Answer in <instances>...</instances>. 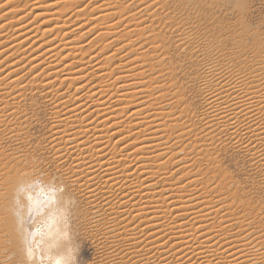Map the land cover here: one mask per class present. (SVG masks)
Listing matches in <instances>:
<instances>
[{
	"label": "bare ground",
	"instance_id": "6f19581e",
	"mask_svg": "<svg viewBox=\"0 0 264 264\" xmlns=\"http://www.w3.org/2000/svg\"><path fill=\"white\" fill-rule=\"evenodd\" d=\"M207 2L0 0V139L34 123L42 100L60 173L13 171L0 141V264L69 261L65 211L74 233L105 247L102 264H264L262 217L233 212L234 191L203 186L196 165L233 149L264 188V34L248 44L247 30L204 29ZM165 46L182 89L158 80Z\"/></svg>",
	"mask_w": 264,
	"mask_h": 264
},
{
	"label": "rangeland",
	"instance_id": "374dc122",
	"mask_svg": "<svg viewBox=\"0 0 264 264\" xmlns=\"http://www.w3.org/2000/svg\"><path fill=\"white\" fill-rule=\"evenodd\" d=\"M206 1H208L207 3L213 4L214 14L211 17V20L210 19L207 20V19L202 18V20H201L202 24L201 25H202V27H204V29H206L208 27V25H210V23L213 22L214 24L219 25L218 31H221V29H224V31L226 33L231 32V30H237V31L238 30L240 31L242 29H243V31L247 30L250 34L248 37H244V40L248 44L253 40V38H252L253 34H256V33L264 34V0H219V1L218 0H216V1L215 0H206ZM89 8H91V6L88 7V10H89ZM160 11H161V13H160ZM160 11H159V13H157V15L159 14V16H154L153 20H156V18H158L161 21L162 18H160V17L162 16V14L164 15V13L166 11H164V10H163L164 12L162 10H160ZM168 19H169V22H168ZM164 20L170 24L169 25L170 30H172L173 25H171V23H172L170 21L171 18H169V17L166 19L163 18L162 22ZM156 21H154V23H155L154 28H156V29L159 28L160 30L163 29L164 33H165L168 30V28H166V27L162 28V26H161V25H163V24H161L162 22L157 24ZM165 21H164V23H165ZM85 37H87V36H85ZM227 46L229 48L231 46V42H228ZM164 48L166 49V46L163 47L162 51L164 50ZM169 48H171V47H169ZM172 50L173 49H171V50L167 49L166 53H165V50L163 51L165 53V55H161V57L166 56V58L161 59L162 62L160 61L161 63L159 65L157 64V67L155 70H159V71L162 70L161 71L162 73L168 72V73L163 74V75L161 73V75L164 76V77L161 76L162 79H161V77H160V79L158 78V80H161V81L163 80V82H161V83L167 82L164 84L168 86V84H170L172 82L171 80H174L172 82V84L177 82L176 84L178 86L176 88L182 89L181 80H182V83L184 81H185L184 82L185 84H188V83L186 82L187 81L186 79H181L179 76L180 75L179 73H181L182 67L180 65H178V62H176L177 64L174 63L176 60L174 58H175V56L178 55V52H176L174 50L172 51ZM168 56H169V58H171V57L173 58V59L171 58L172 59L171 62H170V59L168 58ZM163 60H166V61L164 62ZM162 65H164V66L167 65V66L164 67ZM177 65L180 66L179 69H177L178 68ZM158 66L159 67L161 66V67L158 68ZM163 67L164 68L167 67L166 69H164L165 71L162 69ZM174 68H175V70L178 71V73L174 70ZM187 71H188V68H187ZM169 72L171 73V75L169 74ZM172 73L173 74L177 73V75L179 77L173 75ZM153 75H156V73H154ZM156 76H158V74ZM168 76H169V78L167 79ZM170 76H172V78H170ZM189 76L191 77V75H189ZM173 78H175V79H173ZM176 79L179 81H177ZM168 82H170V83H168ZM184 83H183V86H184ZM176 84H175V86H176ZM175 86L173 88H175ZM183 92H185V90H183ZM185 93H186L185 96L187 97L188 96L187 92H185ZM40 103H41V105H40ZM44 104L45 103L42 102V100H40V102L37 106L36 112L38 111V114H37V120L38 121L36 120L34 123L32 122L31 124L28 125L29 127H27V125L22 126L23 127L22 129L26 130V131L24 130L26 133L23 132L24 135L21 132L22 129L17 130L16 134H15V132L14 133L12 132L13 134H11V135H13V136H10V134H6L7 136L4 135L6 139L3 136V142L1 141L2 138L0 139V141L3 143V144L1 143L2 145L1 144L0 145L3 146L2 148H4V152L6 153V155H7V152H9V151H10V153L13 152L12 155L13 154L16 155L17 153H19L18 156L16 155L17 157L11 156L12 159L9 158L10 153H8L7 157H5L6 161H7V159L9 160V162L7 161V165H9L7 167L10 168L12 164H14V165L16 164L15 165L16 169L13 168L14 165H12V167H11L13 169V171L18 170V172L21 174H26V173H28L27 171H30L31 175L36 173L35 175H33V177H37L39 179L45 178V176L48 175L49 178H51L55 181L57 178L56 174H60V173H58V171L55 169L54 163L52 161H50V159H49V156L51 153V147L49 146L50 145L49 142H47L48 140H47L46 136H47V132H48V128H49L48 125H49V122L51 120V114H50L51 110H50V107H48L49 105H47V104L44 105ZM29 112H30V110H29ZM27 132H28V134H27ZM19 134H22L21 137H19L20 136ZM8 136H9V138H8ZM44 139H45V141H44ZM14 140H16V141H14ZM18 140H20V142H23V141L24 142L20 143ZM11 142H13V143L15 142V144L17 143L20 145L19 146L16 144L17 147L19 146L18 148L16 147L18 150L15 151V145L13 143L11 144ZM4 144L6 145V147H4L5 146ZM190 144H192V140H191ZM19 149H20V151H19ZM216 151H218V152H216ZM24 153H26V154H24ZM22 154H23V156H22ZM215 154L216 155L219 154L220 156L219 155L216 156ZM211 156H212V160L211 159L210 160H206V159L204 160V155H201V154L199 156H197L198 157L197 159H199L200 157H201V159L197 160L198 162L196 165L200 166L201 171L206 169V170L202 171V173H204V175H202V177L204 179H205V177H209V178H206V180L203 179V181H205V182H203V186L205 184H209L211 186V184H210V180H211L214 182V183L211 182L212 185L213 184H215V186L217 185L216 187L218 189L215 187L216 191L219 190V192H220V190H221L223 192H226V190L228 188H229V190L233 189L232 191L231 190L230 191L227 190V191H229V192L234 191L235 194L233 195V193H232V197L233 196L236 198L239 197L241 200L239 198L234 199V197H233V200L235 201L234 202L232 200V198L230 197L231 195H228V193H226L227 196L226 195H224L225 197L223 196L224 200L226 199L225 201L223 200V204L225 203L224 206H228L230 199H231L232 200L231 202H233V203H231L230 204L231 206L229 205V207H230V209L234 208L233 212H239L238 214L244 215L247 217L248 216H253V217L255 216V218H256L257 216L258 217L261 216L262 221H264L263 220V218H264V188L263 187L260 188L259 182H258L259 178H258L256 172L253 170V168H251L250 164H248L249 162L246 160V158H244L240 153H238V152H236L230 148H226L223 150L217 149L211 154ZM215 156H216V158L218 157L217 159L220 161L217 160L218 161L217 162L216 160H214V159H216ZM16 158L17 159L21 158L19 160V161H21V164L19 163V161H17ZM15 159H16V161H15ZM10 160H11V162L14 160L13 163H11ZM201 160H202V162L204 161L203 163L206 164V166L209 165L210 168L209 167L206 168V166L202 162H200ZM14 162H16V163H14ZM215 163H217V164H215ZM18 164H20V165H18ZM214 164H215V166H214ZM21 165H23L22 170L24 173L21 172V169H20ZM24 165H26L28 169L32 168L31 169L32 171L26 169V166L24 168ZM29 166H32V167H29ZM201 167H203L204 169ZM214 168L216 170L215 172L213 171ZM12 169L7 168V170H9L11 173H13ZM33 169L35 172H33ZM219 169H221V170H219ZM208 174L211 176H206ZM214 174L216 175V180H215ZM200 176L198 177L199 179L201 178ZM212 178L215 181L212 180ZM59 191L60 192L62 191V187L59 188ZM236 193H237V195H236ZM40 199H45V198H44V196H40ZM241 201H243V202L241 203ZM246 201L248 203H245ZM226 202H227V204H226ZM240 204H242V205H240ZM245 205L247 206V209H246L247 212L244 208ZM259 207H260V209H259ZM242 211H244V213ZM251 214H253V215H251ZM63 221L65 222V227L67 229V233L65 234L64 237H66L67 245L69 246V248L67 250V252H68L67 254H68V258L70 259L69 260L70 264H74V262H78V264H97V263L102 264V263H104V261H102V260H103V256L106 253L105 247L103 245H98V243L91 242V240L93 241V239H91V237H89L87 233H84V230H79L78 234L74 233L73 229H72L73 223L71 221V216H70V213L68 211L64 212ZM66 224H67V226H66ZM96 244H97V246H96ZM100 252H102V253H100ZM99 260H100V262H98ZM6 262H7V260H6ZM42 264H44V263H42Z\"/></svg>",
	"mask_w": 264,
	"mask_h": 264
},
{
	"label": "snow or ice",
	"instance_id": "6c2138e0",
	"mask_svg": "<svg viewBox=\"0 0 264 264\" xmlns=\"http://www.w3.org/2000/svg\"><path fill=\"white\" fill-rule=\"evenodd\" d=\"M30 187V186H29ZM19 192H26L27 189L24 188V187H21L20 189H18ZM27 199L28 201L31 202V205L29 206L28 208V211L31 212L32 211V208L35 206L36 204V201L33 199V197L31 195H28L27 196ZM16 203L17 205H19L20 201H19V198L16 199ZM19 214V213H18ZM26 215V214H25ZM27 254L28 256L30 257L31 256V249L29 248L28 251H27ZM16 264H24V261L23 260H20V261H17ZM57 264H60V261H57ZM64 264H70L69 261H65ZM74 264H78V262H74Z\"/></svg>",
	"mask_w": 264,
	"mask_h": 264
}]
</instances>
